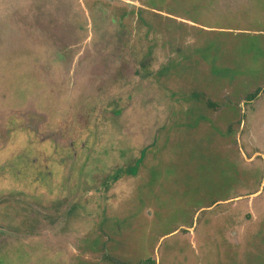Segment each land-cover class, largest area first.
<instances>
[{
    "label": "rangeland",
    "instance_id": "obj_1",
    "mask_svg": "<svg viewBox=\"0 0 264 264\" xmlns=\"http://www.w3.org/2000/svg\"><path fill=\"white\" fill-rule=\"evenodd\" d=\"M141 260L264 264V0H0V264Z\"/></svg>",
    "mask_w": 264,
    "mask_h": 264
},
{
    "label": "trees",
    "instance_id": "obj_2",
    "mask_svg": "<svg viewBox=\"0 0 264 264\" xmlns=\"http://www.w3.org/2000/svg\"><path fill=\"white\" fill-rule=\"evenodd\" d=\"M140 65L141 66H143L144 65V62H140ZM208 104H210V102H208ZM39 116V118H40V121H39V123L40 122H44V116H42V115H38ZM5 127L3 126L2 128H1V130L2 129H4ZM34 125L33 126H31V128H30V131H32V132H34ZM7 130H8V127H7ZM6 132H9V130L8 131H6ZM44 138H47V136H44ZM43 138V139H44ZM7 139H9V137L7 136ZM33 140L31 139L29 142H28V144H30L31 142H32ZM39 142H41L40 140H39ZM27 144V145H28ZM35 160L37 161V158H35ZM142 162V152H141V154L138 156V158L133 162V164H132V166H129V167H126L124 170L126 171V169H131V168H133V167H137V166H139V164L138 163H141ZM135 164H137V165H135ZM135 165V166H134ZM16 167H17V165H16ZM150 261V260H149ZM149 261H146V260H141V261H139V263L138 264H150V262ZM116 264H122L121 262H116ZM123 264H127V263H123Z\"/></svg>",
    "mask_w": 264,
    "mask_h": 264
}]
</instances>
